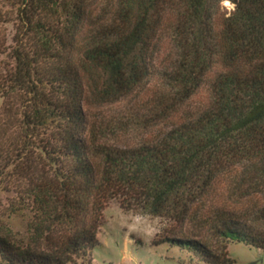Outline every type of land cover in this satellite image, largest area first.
Wrapping results in <instances>:
<instances>
[{
  "label": "trees",
  "instance_id": "16d2710c",
  "mask_svg": "<svg viewBox=\"0 0 264 264\" xmlns=\"http://www.w3.org/2000/svg\"><path fill=\"white\" fill-rule=\"evenodd\" d=\"M167 39L168 92L142 121L169 127L109 143L86 106L144 86ZM0 98V185L27 217L25 235L0 228V264H91L114 199L175 222L153 244L200 264L232 263V242L264 249V202L249 203L264 188V0H0ZM229 176L235 205L216 189Z\"/></svg>",
  "mask_w": 264,
  "mask_h": 264
},
{
  "label": "rangeland",
  "instance_id": "374dc122",
  "mask_svg": "<svg viewBox=\"0 0 264 264\" xmlns=\"http://www.w3.org/2000/svg\"><path fill=\"white\" fill-rule=\"evenodd\" d=\"M228 11L233 9L230 2L223 1ZM10 33L11 25H8ZM157 59L158 74L150 78L144 86L121 100L100 106H86L90 119L103 132L104 140L116 146H129L157 137L169 127V121L156 126H146L142 119L149 120V110L161 99L165 82L159 72L169 67L175 57V48L167 39ZM208 90L204 89L191 102L199 106L207 100ZM2 99L0 98V107ZM232 179L222 178L216 189L218 194L228 196V203L235 205L238 194ZM223 196V197H224ZM225 198V197H224ZM225 198V199H227ZM18 192L3 189L0 185V228L14 234L27 233V217L12 211V204L19 202ZM250 205L264 202V188L259 189L249 199ZM176 224L166 217L147 214L141 209L125 210L119 200H112L104 210V223L98 233L99 244L94 248L91 264H200L187 249L170 246L167 243L153 244ZM203 238L212 243L208 231H203ZM228 256L233 260L229 264H264V249L232 242L228 246ZM79 264H88L82 263Z\"/></svg>",
  "mask_w": 264,
  "mask_h": 264
}]
</instances>
